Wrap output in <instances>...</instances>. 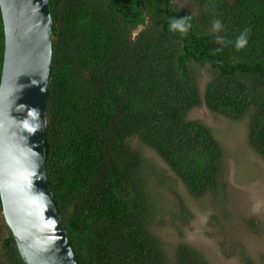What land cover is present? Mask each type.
<instances>
[{
    "label": "trees",
    "instance_id": "obj_1",
    "mask_svg": "<svg viewBox=\"0 0 264 264\" xmlns=\"http://www.w3.org/2000/svg\"><path fill=\"white\" fill-rule=\"evenodd\" d=\"M196 2L195 13L172 0H50L47 169L79 264H210L184 243L168 259L151 231L144 158L131 138L154 148L191 195L215 202L227 190L224 153L210 127L188 117L193 108L204 102L230 119L248 117L249 144L264 157V0ZM185 17V35L168 31ZM4 40L0 8V80ZM205 65L202 95L195 66ZM0 264H25L1 196Z\"/></svg>",
    "mask_w": 264,
    "mask_h": 264
},
{
    "label": "water",
    "instance_id": "obj_2",
    "mask_svg": "<svg viewBox=\"0 0 264 264\" xmlns=\"http://www.w3.org/2000/svg\"><path fill=\"white\" fill-rule=\"evenodd\" d=\"M0 8L5 34L0 80L3 216L25 264H79L47 169L45 138L53 57L50 0H0Z\"/></svg>",
    "mask_w": 264,
    "mask_h": 264
},
{
    "label": "rangeland",
    "instance_id": "obj_3",
    "mask_svg": "<svg viewBox=\"0 0 264 264\" xmlns=\"http://www.w3.org/2000/svg\"><path fill=\"white\" fill-rule=\"evenodd\" d=\"M179 10L197 12L196 0H172ZM209 66H195L203 95L210 78ZM188 117L207 124L222 146L226 195L215 202L209 194L195 197L179 175L150 145L131 138L144 158L154 205L151 231L162 242L169 260L179 244L203 253L210 264H243L248 255L264 264V157L248 140V117L233 120L213 112L203 102Z\"/></svg>",
    "mask_w": 264,
    "mask_h": 264
},
{
    "label": "clouds",
    "instance_id": "obj_4",
    "mask_svg": "<svg viewBox=\"0 0 264 264\" xmlns=\"http://www.w3.org/2000/svg\"><path fill=\"white\" fill-rule=\"evenodd\" d=\"M188 17L185 18H173L169 21V27L168 31L171 33L179 32L181 35H185L188 31V29L191 27V25L187 22ZM222 25L219 20L215 21L213 24V28L216 31H219L221 29ZM249 30H246L241 33V35L236 40V48L237 50H240L244 48L248 43V32Z\"/></svg>",
    "mask_w": 264,
    "mask_h": 264
},
{
    "label": "flooded vegetation",
    "instance_id": "obj_5",
    "mask_svg": "<svg viewBox=\"0 0 264 264\" xmlns=\"http://www.w3.org/2000/svg\"><path fill=\"white\" fill-rule=\"evenodd\" d=\"M173 3V2H172Z\"/></svg>",
    "mask_w": 264,
    "mask_h": 264
}]
</instances>
